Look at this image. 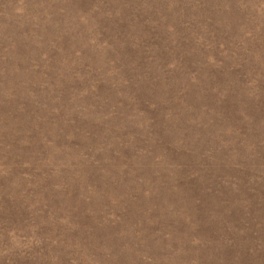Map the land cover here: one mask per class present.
Wrapping results in <instances>:
<instances>
[{
	"label": "rangeland",
	"instance_id": "374dc122",
	"mask_svg": "<svg viewBox=\"0 0 264 264\" xmlns=\"http://www.w3.org/2000/svg\"><path fill=\"white\" fill-rule=\"evenodd\" d=\"M0 264H264V0H0Z\"/></svg>",
	"mask_w": 264,
	"mask_h": 264
}]
</instances>
